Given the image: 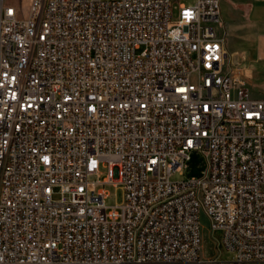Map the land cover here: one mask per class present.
<instances>
[{"label":"built area","instance_id":"obj_1","mask_svg":"<svg viewBox=\"0 0 264 264\" xmlns=\"http://www.w3.org/2000/svg\"><path fill=\"white\" fill-rule=\"evenodd\" d=\"M221 25V0H0V264L264 263V98Z\"/></svg>","mask_w":264,"mask_h":264},{"label":"rangeland","instance_id":"obj_2","mask_svg":"<svg viewBox=\"0 0 264 264\" xmlns=\"http://www.w3.org/2000/svg\"><path fill=\"white\" fill-rule=\"evenodd\" d=\"M230 53L233 56L232 61L235 58L240 60L242 77L246 81L252 96L255 98H264V53H262L263 56L260 58L255 55H250L249 57L238 55L236 57L232 52ZM203 168V155L200 152L193 153L189 167L184 170L183 174L176 173L173 179L179 180L191 176H198L201 174ZM107 190L110 193V198L106 201L108 206H114L122 202L123 193L121 189L109 185L107 186ZM200 220L202 224V256L207 258L218 255L222 261H232L234 259L233 253L229 252L223 246L221 231H212L209 218L205 213L201 214Z\"/></svg>","mask_w":264,"mask_h":264},{"label":"crops","instance_id":"obj_3","mask_svg":"<svg viewBox=\"0 0 264 264\" xmlns=\"http://www.w3.org/2000/svg\"><path fill=\"white\" fill-rule=\"evenodd\" d=\"M221 19V31L226 36L227 48L230 52L236 57L263 56L264 0H221Z\"/></svg>","mask_w":264,"mask_h":264}]
</instances>
